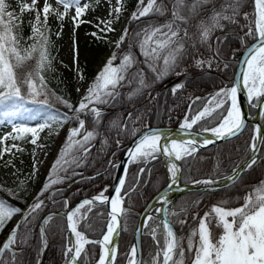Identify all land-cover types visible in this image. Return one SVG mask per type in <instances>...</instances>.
Returning <instances> with one entry per match:
<instances>
[{"label": "trees", "instance_id": "1", "mask_svg": "<svg viewBox=\"0 0 264 264\" xmlns=\"http://www.w3.org/2000/svg\"><path fill=\"white\" fill-rule=\"evenodd\" d=\"M122 1L125 7L130 8L132 12L136 11L138 0ZM162 2L168 9L163 16L151 14L139 20H133L131 15L128 19L125 26L128 34L119 47L115 45L112 55L115 53L117 59L113 63L119 64L120 57L129 50L136 57L137 63L129 69L125 79L117 86L118 95L106 104L95 105L101 111L99 122H96L94 115L90 112L79 114V119L86 121V129L89 131L94 129L97 133L88 145L89 151L86 155L82 151L74 152L75 156L82 157L79 166L71 165L66 172H61L60 175L66 178L52 185L38 197L54 161L66 142L68 130L60 142L52 163L41 178L36 193L29 201L27 198L29 190L32 185H35L31 174L19 175L14 185L0 182V200L21 210L20 213L13 215L0 230V245L18 222L20 224L18 239L28 234L26 244L17 243L14 246L15 264L40 263L44 245L41 240L40 223L45 216L52 218L45 225V233L52 246L49 243L43 264H65L68 258L65 252L69 244V236L66 220L57 212L65 210L83 197L99 193L106 194L114 178L115 163L126 145L142 129L148 126H178L185 116L191 119L196 112L200 111L208 96L231 85L241 53L255 40L254 36L246 35L250 28L255 32L254 0H237L238 8L234 21L221 19L222 27L216 28L206 43H200L198 38L194 41H187L186 51L174 69L161 79H157V72H153L145 63L136 34L142 32L148 25L159 27L171 19L173 0H162ZM187 2L190 3L191 0ZM233 3L234 0H211V3L203 5L199 14L190 21L189 33H196L195 25L200 20L207 21L213 9L220 12L222 6ZM246 13L247 16H245ZM223 15L231 16V8H224ZM24 28L28 30L23 33L25 39L21 44L16 45L22 55L25 54V50H30V47L37 43L36 40L30 38L32 36L30 24H26ZM41 31L48 37L47 50L50 55L60 34L56 26L47 24L44 27L43 23H41ZM37 59L38 53H35L33 59L16 69L17 74L23 77L28 72H35ZM197 61H204V63L198 65ZM159 63L162 65V61ZM137 71L143 73L144 85L140 84L138 76L133 79L132 74ZM40 75L44 77L49 98L35 97V99L47 103L33 102L29 93H26L25 85L22 84L21 91L25 99L16 105H13L12 101L6 102V106L0 105V123L7 116L5 115L7 112L14 113L12 116L17 121L16 126L25 127H37L45 123H50L51 126L56 125L57 123H52L48 119L53 112L67 113L69 117L74 115V110L81 100L79 102L74 100L69 87L60 84L59 78L48 64L45 65ZM178 84L182 87L174 92L173 89ZM57 97L68 101L72 109L61 103ZM261 97L262 95L255 102H258ZM228 108L229 102L225 99V103L220 108H215L210 116L199 120L193 129L203 130L218 125ZM250 111L254 113L255 109L251 108ZM64 123L68 124L69 129L79 126L76 119H69ZM261 123L264 128V112L261 116ZM251 137L252 125L248 124L235 139L183 156L180 160L182 166L180 184L187 185L198 179H219L230 174L237 165L250 156ZM167 181L168 173L164 160L159 157V152L155 154V158H148L147 161L141 159L129 166L122 189L125 212L121 216L122 229L114 264L129 262L138 215L152 196L167 184ZM261 181H264V144H262L257 163L245 171L234 185L217 191L185 193L176 200L173 207L168 209L167 217L185 249L184 264H192L194 253L187 251V238L194 229H198L200 219L204 218L206 213H211L214 206L229 210L241 207L244 202L243 197ZM31 182L33 183L30 185ZM37 197L43 201L42 207L28 216L25 221L23 214L28 211L29 205L33 204ZM172 213H178V215H172ZM78 216L76 217L78 230L91 241L99 239L107 221L106 206L85 205ZM179 221H184V223L181 224ZM153 228L156 229V239H153ZM209 230L213 238H218L223 231L222 228L216 226L215 220L209 224ZM193 240L198 243V235L193 237ZM157 241L162 247L164 235L162 226L153 216L144 228L142 264H153V257L158 252ZM99 250L100 247L97 244L85 245L84 254L78 259L80 264H96ZM0 260L13 264L12 253L6 251L0 255ZM160 261L161 256L158 257V263Z\"/></svg>", "mask_w": 264, "mask_h": 264}, {"label": "snow or ice", "instance_id": "2", "mask_svg": "<svg viewBox=\"0 0 264 264\" xmlns=\"http://www.w3.org/2000/svg\"><path fill=\"white\" fill-rule=\"evenodd\" d=\"M38 0H31V4H23L21 12L35 11V20L32 23V36L31 39L37 41L30 47V50H25V54L17 48L18 40L13 32L12 21L17 19L13 13L7 11V5L5 0H0V105H5L6 102L12 101L13 105L18 104L19 101L25 99L22 95L21 84L26 85L29 95L32 97L33 102L46 104V101H38L35 97L39 96L42 92H46V85L44 77L40 75V72L44 69L45 65L50 64L48 55V37L41 31V19L40 11L37 10ZM57 3L62 4L64 12H57L51 8V5L44 0L43 13L44 21L43 26H47V18L50 12L57 15L58 19H63L67 14V11L71 7H75L76 17L78 18L87 9L88 5L80 7L79 0H57ZM211 3V0H191L190 3L187 0H173L171 7V19L160 25L159 27L148 25L142 32L137 33L136 36L139 39V47L141 54L145 57V63L153 72H157V79H161L174 69L179 59L184 55L186 51V43L189 40L198 38L200 43H206L211 33L216 29L222 27L220 20L234 21L236 10L238 8L237 0H234L233 4H227L222 6V11L218 12L215 9L212 10V15L207 21L200 20L196 25L197 32L194 34L189 33L190 21L195 18L203 5ZM255 4V32L250 28L246 35L254 36L255 42L248 47L246 52V59L243 63L247 66L245 70H242L240 76L247 89V94L251 100L253 97H259L264 95V0H254ZM117 7L113 11L117 14L116 18H119L120 12L123 11V6L120 4V0H117ZM224 8H231L232 15H223ZM168 9L163 4L162 0H138L136 11L132 13L133 20H139L142 17L149 16L151 14H158L163 16ZM7 16V21L4 17ZM247 16V13L245 14ZM107 26V30L111 31V23L102 21ZM128 34V29H125L124 34L116 42V46L119 47L123 43ZM93 35H96L93 33ZM39 45V46H37ZM38 53V59L36 62L35 72H28L19 76L16 72L17 68L22 67L27 61L33 59L34 54ZM117 59L115 53L109 58L105 66L97 73V76L93 82L88 86L85 95L82 97L79 105L74 110V115L69 117L67 113L57 114L53 112L49 116V120L52 123L62 125L69 119L78 120L79 126L69 129L68 136L65 144L62 146L57 159L54 161L52 168L49 171L45 184L41 189L39 195L43 194L52 185L60 183L66 177L61 176V172H66L71 165L79 166L82 161V157L74 155V152L82 151L85 155L89 151L88 145L95 138L97 133L95 130H87L85 127L86 121L79 119V114L92 113L96 122H99L101 111L95 105L106 104L111 99L118 95L117 86L125 79L129 69L137 63L136 57L131 50L128 53L120 57V63L114 64ZM162 61V65L159 63ZM204 61H197L198 65H202ZM78 71V75L83 79V74ZM133 79L139 77V82L144 85L143 73L137 71L132 74ZM37 81L39 84H37ZM257 82L259 87H257ZM182 87V85H176L173 89ZM79 91V89H78ZM237 92L238 87L233 86L231 88H224L217 92L215 95L219 97V102L215 107L220 108L225 99L231 100V107L227 109V115L224 116L223 121L218 127L210 129V131L218 138L227 136H233L237 134L244 127V120L241 117L240 110L237 105ZM66 107L72 109V105L66 100H62L57 97ZM214 111V109H212ZM7 116L14 115L13 112L5 113ZM210 115V109L206 108L204 111L199 112L195 117L188 122L181 125L182 128L191 129L199 119ZM11 123V121H8ZM45 127H51L50 123L41 124L35 128L16 126L13 124V132L17 135L13 136L11 133L5 137H11L14 140L23 139L24 135L31 133V143L36 144L38 133ZM209 129H205L208 131ZM260 132L259 129H256ZM79 137V138H78ZM160 136L154 131L146 133L143 137L136 142L134 148L129 149L128 155L130 162H136L143 159L147 161L148 158H155L157 152L162 151L169 157L175 158V160H181L183 156L190 155L195 151L196 141L177 142L172 141L171 147L164 145L161 147L159 144ZM253 143L251 145L252 156L245 160L241 165H237L233 169V174L226 177L231 183H236L243 172L251 169L256 163L258 157L256 156L258 149L257 141L260 144H264V133L259 136L252 137ZM211 141L204 140V144H208ZM13 147H16L13 145ZM18 151L23 149L17 148ZM4 152H10V148H5ZM3 153L0 152V156ZM10 163V162H9ZM111 163V162H110ZM143 171V169H141ZM179 169L175 164L169 167L171 179L173 183L178 179ZM125 183L124 179H120V186ZM196 183H203L206 186H211L216 182L208 179L203 181H197ZM120 186L116 188V193H120ZM172 185H169L171 187ZM167 191V190H165ZM37 199L33 204L29 205L27 212L23 214L26 221L27 217L42 207L43 201ZM159 199L162 202H167V197L164 193L159 195ZM95 200H107L103 193L94 197L93 200H85L81 205L77 207L75 211L67 213L68 228L75 236V241L71 247H69L65 256L68 257L71 254L68 264H77L78 259L84 254L85 245L87 244H99L101 246V254L98 260V264H114L117 250L115 247H110L113 241L114 234H118V217L123 215L125 209L122 207V200L117 195L111 199V222L108 224L107 233L103 236L101 241H91L86 238L80 231L77 230L76 216L79 209L84 204H91ZM243 204L241 207L233 209H225L221 206H214L211 209V213H206L204 218L200 219L198 229H194L188 236L187 251L194 253V259L192 264H264V181H261L258 185L253 186L252 191L243 197ZM67 204V202H65ZM167 211L166 209H156L157 212ZM21 210L13 205L8 204L6 201L0 200V230L4 228L6 223L11 217ZM214 214V215H213ZM172 215H178V213H172ZM51 217L46 218L41 224V240H45V225L51 220ZM152 217L149 216V220ZM212 220L216 221V226L222 228V234L218 238H213L209 224ZM181 224L184 221H179ZM20 224L18 222L12 231L9 233L6 240L0 245V255H3L6 251L12 253L13 264H15L16 253L14 246L17 243L26 244L28 240V234L19 237L18 228ZM164 243L161 247L159 241H157L158 252L157 257L162 255V264H184L185 261V249L181 244V239L178 238L174 232L171 221L166 217L162 222ZM156 229H152L153 239ZM198 235V243L194 242L193 237ZM178 254V258H177ZM137 247L133 246L129 254V264H141V261L136 259ZM0 264H7L6 261L0 260ZM153 264H157V259H153Z\"/></svg>", "mask_w": 264, "mask_h": 264}, {"label": "rangeland", "instance_id": "3", "mask_svg": "<svg viewBox=\"0 0 264 264\" xmlns=\"http://www.w3.org/2000/svg\"><path fill=\"white\" fill-rule=\"evenodd\" d=\"M47 2L51 5V8L55 9L57 12H64L63 5L57 3V0H47ZM5 3L7 5V11L13 13L14 16L17 17V19L12 21V26L13 32L18 40L17 45H19L25 39L23 33L28 31L24 28L25 25L30 24L32 28V23L35 20L36 12H21L22 5H30L31 0H5ZM43 4L44 0H38L36 6L37 10L40 11L41 23L44 21V13L42 11ZM120 4L123 6V11L120 12L118 19L116 18L117 14L113 11V9L118 6L117 0H79L80 7H84V5H88V7L82 13V15H80L75 20V7L69 8L63 19H58L57 15L53 12L48 14L47 24L49 26H56V29L60 34L51 54L49 55L50 64H48V66L56 73L60 84L62 86L69 87L71 95L76 102H79L85 95L88 86L94 80V76H97V73L111 57L116 42L120 39L121 35L124 34L126 23L133 12L130 8L125 7L122 0H120ZM4 19L7 21V16H5ZM109 20L112 21L110 25L112 29L111 31L107 30L105 23H101L102 21L107 22ZM93 33L96 35H93ZM77 70L83 74V79L80 78ZM256 86L258 87V82ZM25 89L26 93H29L26 85ZM220 90H217L215 93L219 92ZM215 93L206 98L203 108L195 114L204 111L206 108L210 109V115L213 113L212 109L216 108L215 105L220 99L214 95ZM37 97L48 99L49 97L47 88L46 92H42ZM210 115H207L204 118H207ZM226 115L227 111L225 116ZM184 118L188 117L185 116ZM8 121H11V123ZM16 122L17 121L15 118H13V116H5L0 123V152L3 153V155L0 156V182L7 185H14L17 182V177L19 175L31 174L33 176V182L35 185H32V188L29 190L27 197L29 201L36 193L41 178L44 176L48 167L52 163L53 158L59 149L60 142L67 134L69 128L67 123H63L62 125L56 124L50 128L45 127L38 133L36 144L31 143V133L25 134L23 139L14 140L11 137L5 139L9 133H11L13 136L17 135V133L13 132V124H16ZM183 122H185V120ZM253 136L254 132L252 127V137ZM252 137L251 145L253 143ZM13 145L16 147H13ZM5 148H10L11 151L4 152L3 150ZM17 148L23 150L18 151ZM164 163H166V161H164ZM169 163L171 166L172 163ZM33 182H31L30 185ZM79 214L80 211L78 212L77 216ZM45 244L44 246H46ZM69 247L70 245L67 247V249ZM132 247L133 245H131V249ZM154 258L157 259V264H161V261L158 263L157 254L154 255L153 259Z\"/></svg>", "mask_w": 264, "mask_h": 264}, {"label": "water", "instance_id": "4", "mask_svg": "<svg viewBox=\"0 0 264 264\" xmlns=\"http://www.w3.org/2000/svg\"><path fill=\"white\" fill-rule=\"evenodd\" d=\"M254 42H255V40L252 43H250L241 53V55L238 59L235 71H234V75H233L231 85L229 86V88H231L233 86L238 87L237 105H238V108L240 110L241 117L244 120V127L237 134H235L233 136L223 137V138L216 137L210 131V129L208 131L194 130L192 128L191 129H185V128H182L180 125L179 126H163V125L162 126H148L144 129H142L140 132H138L130 140V142L126 145V147L124 148L123 152L121 153L118 161L115 164L116 170H115L114 178L112 180V184H111L108 192L106 194H104V197H106L107 200H95L93 203H91V205H93V204L105 205L107 208V221H106V225L104 228V232L100 236L99 239L93 240V241L103 240V236L107 232L108 224L111 222V217L109 215V213L111 212V207H112L111 206V199L113 197H116L117 195H119V197L122 200V207H123L124 195H122V189H123L124 184L122 186H120V179L123 178L125 181V177H126V174L128 172L129 166L132 163V162H130V157L128 155V151H129V149L134 148L136 142L139 141L143 137L144 134L150 133L153 131L156 134H158L161 138L159 141V144L161 145V147H163L164 145L171 147L172 141H177L178 143L179 142L196 141L195 152H198V151L204 150L206 148L218 145L220 143L235 139L245 130V128L247 127L248 124L252 125L253 132H254L255 136H259L261 133H264V128H263V125L261 123V116H262L263 111H264V95H262L260 100L254 104L253 103L254 97L251 100L249 99L248 94H247V89L244 85L242 77L240 76V73L242 72V70H245L247 67L243 63V61L246 59L247 49ZM227 101L230 102V107H231V100L227 99ZM251 108L255 109L254 113H251V111H250ZM256 129H259L260 132H257ZM205 139L208 141H211V142L208 144H204L203 141ZM256 143H257L258 149H259L256 153V156L258 157L262 144L259 143V140ZM251 156H252V152L250 153V156L247 159H249ZM159 157H161L162 159H164L166 161L165 168L168 172V181L164 187H162L160 190H158L152 196V198L146 203V205L140 211L138 218H137L136 225H135L133 238H132V245L137 247L136 259L141 261V264H142V258H143L142 237H143V233H144V228L147 224V221L149 220V216H151V217L155 216L157 218V220L159 221V224L161 225V222L167 217L168 209H171L173 207L176 200L181 195L188 193V192H192V191L208 192V191L222 190V189L228 188V187L235 184V183L234 184L231 183L230 181H228L226 179V177L233 174V171H232L230 174H228L224 177L213 180L216 183L211 185V186H206L203 183H196L197 181L189 183L187 185H182V184H180V177H181V172H182L180 160H175L174 156L169 157L166 154H164L162 151L159 152ZM247 159H245V160H247ZM169 162H171L172 164H175L177 166V168L179 169L178 174H177L178 179L176 180L175 183H173V181L171 179V174L169 172V167H170ZM243 162L240 164L241 166H242ZM242 174H241V176H242ZM203 180H208V179H203ZM203 180H199V181H203ZM169 185H172V186L169 187ZM118 186H120V193L119 194L116 193V188ZM165 190H167V191H165ZM161 193H164L166 195V197H167L166 203L162 202L159 199V195ZM97 196H99V195H91V196L83 197V198L77 200L71 206H68L65 210L57 212L58 214L63 216L66 220L67 232H68L69 239H70V247L72 246V244L75 241V236L73 233H71L70 229L68 228L67 213L70 211H75L77 209V207L82 204L83 201L93 200V198L97 197ZM84 205H87V204H84ZM156 209H166L167 211L162 210L160 212H157ZM121 216L118 217V234H114L112 244L110 245V247H115L116 250L118 248V243H119L121 229H122L121 228ZM47 217L48 216H45L41 220L40 225L43 223V221ZM43 242L46 243L45 244L46 246H43L42 255H41V259H40L39 264H43L45 254H46L48 246H49V239H48L46 233H45V240H43ZM97 245H99V244H97ZM99 247H100V254H101V246L99 245ZM70 256H71V254H70ZM70 256H69V258L65 264H68ZM98 260H97L96 264H98ZM77 264H80L79 261H77ZM161 264H162V261H161Z\"/></svg>", "mask_w": 264, "mask_h": 264}, {"label": "bare ground", "instance_id": "5", "mask_svg": "<svg viewBox=\"0 0 264 264\" xmlns=\"http://www.w3.org/2000/svg\"><path fill=\"white\" fill-rule=\"evenodd\" d=\"M254 10H255V5H254ZM255 19H256V16H255V18H254V21H255ZM224 118V117H223ZM223 118H222V120L219 122V124L223 121ZM218 124V125H219ZM218 125H216V126H214V127H212V128H215V127H217ZM212 128H208V129H212ZM203 130H205V129H203ZM168 218V217H167ZM175 231V230H174ZM107 233V232H106ZM176 234V233H175Z\"/></svg>", "mask_w": 264, "mask_h": 264}]
</instances>
